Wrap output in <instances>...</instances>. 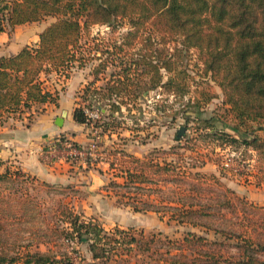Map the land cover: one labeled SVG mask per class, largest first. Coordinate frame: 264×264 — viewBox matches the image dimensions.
Segmentation results:
<instances>
[{"label": "trees", "instance_id": "trees-1", "mask_svg": "<svg viewBox=\"0 0 264 264\" xmlns=\"http://www.w3.org/2000/svg\"><path fill=\"white\" fill-rule=\"evenodd\" d=\"M49 18L55 21L41 34L36 47L27 46L14 57L0 59V119L27 115L31 121L34 106L56 101L57 92L46 90L42 75L64 74L68 79L75 70L89 68L94 80L83 90L74 120L87 125L83 105L92 109V98L99 95L108 98L109 104L104 105L106 113L100 112V120L95 124L101 127L102 135L118 133L125 127L122 109L128 104L119 100L122 93L132 102L145 91L171 87L174 76L164 83V72L173 73L177 64L173 58L180 61L184 49H193L202 59L206 73H211L213 79L220 77L218 86L225 97L223 103L237 123L230 127L240 138L226 132L229 124L223 122L226 118L223 116L217 121L195 117L198 126L188 136L176 140L189 145L203 139L208 145L214 144V149H243L244 155L252 152L256 159L264 161V137L249 138L255 132L254 125L264 123V0H0V33ZM119 20L127 21L135 32H129L122 44L113 42L111 48L99 44L91 47L92 27L111 26ZM148 23L161 26L158 31L162 42L172 39L182 48L175 46L174 52L168 54L165 47L154 49L150 37L141 39L145 51L139 49L137 57L130 55L126 63L121 59V72L112 74L103 87H98L96 82L115 63L114 58L126 46L133 45L139 31L147 30ZM94 51L100 56L94 55ZM124 54L127 55L126 51ZM137 90L139 94H135ZM185 120L191 121L188 117ZM189 149L187 146V152ZM191 153L196 155L181 156L180 162L185 164L181 165L177 159L160 162L157 158L161 152L138 159L118 148L114 155L120 156L111 163L113 176L108 190L120 205L136 213L153 212L160 219L167 218L169 222L200 229L206 234L212 232L225 241H239V260L233 264H264V207L237 197L222 181L225 177L222 172L219 176H207L196 171L207 163L219 162L200 152ZM249 161H253L248 166L253 168L250 177L254 185L264 186L263 175L254 170L255 160ZM117 177L124 182H117ZM163 177H169L170 181H161ZM1 178L36 182L10 168L0 172ZM169 192L172 194L166 195ZM224 209L230 213L229 217L221 218L213 213H222ZM56 212L59 223L49 226L50 231L67 244L86 245L94 261L105 259L118 247L130 252L140 241L148 242L143 231L117 227L106 231L97 219L75 214L63 203ZM3 229L0 225V231ZM41 238L10 249L18 251L16 257L0 251V264H72L66 249L58 254L50 247L51 240ZM219 243L188 232L178 250H195L201 246L202 250L192 253L199 257L195 263L210 264L208 261L216 256L203 248ZM41 246L46 250L41 251ZM176 258L179 257H173Z\"/></svg>", "mask_w": 264, "mask_h": 264}, {"label": "rangeland", "instance_id": "rangeland-1", "mask_svg": "<svg viewBox=\"0 0 264 264\" xmlns=\"http://www.w3.org/2000/svg\"><path fill=\"white\" fill-rule=\"evenodd\" d=\"M152 25L148 23L146 25L147 30L141 29L139 31L133 40V45L131 47L126 46L127 55L124 54V51L114 58L116 59L115 63L110 65L105 76L103 75L104 77L110 80L112 74L121 72V59L126 63L130 55L137 57L139 49L143 50L141 39L150 37L154 49L165 47L168 54L174 52L175 46L182 48V45H178L172 39L162 42L159 35L160 31H158L161 26ZM91 31V47L99 44L102 45V48H104V45L111 48L113 42L122 44L125 41V36H128L129 32H135V29L127 21L119 20L111 26H94ZM93 53L96 56H100V53L98 54L96 51ZM182 56L180 61L173 58L174 62H177L174 65V68L176 67L177 69L175 68L173 73L167 74L164 72V83L167 82L170 76H174L173 80L175 82L171 87L170 85L158 87L142 94H139V90H137L135 94H139V96L133 99L132 102L127 100L125 93H122V99L119 100H123L128 104L123 107L121 120L132 130L133 136L139 144L159 142L158 144L165 150L163 151L164 157L176 155L177 152V163L182 159L181 156L186 158L187 156L196 155V153H191V151L200 152L206 157L210 156L212 159L218 160L219 164L212 163L216 164L219 171L225 175V181L235 190V195L257 207H264V186L256 187L254 185L252 177H250L253 168L248 166L253 164V161L249 160H255L254 170L256 172L260 171L264 177V173H262L264 171V161L256 159L254 153L246 152L244 155L242 153L243 149L236 151L227 150L226 148L214 149V144L208 145V141L203 139L200 142L189 145L175 140L181 127L186 128L183 137L188 136L192 132V128L197 125L195 117L203 119L214 118L217 121L223 116H226L223 122L229 124L226 132L240 138V134L230 127L236 126L237 123L228 111V107L223 103L225 97L218 86L220 77L217 76L213 79L211 73H206L205 65L196 50L184 49ZM107 81L104 82V85ZM92 99L94 106L92 109L88 108V110L94 113H106L103 107L109 104V99L102 98L99 95ZM190 106L200 107L199 109L188 108ZM185 117L190 118L191 121L187 123ZM254 128L255 132L249 135V138H253V136L264 137V123L254 125ZM243 130L246 129L243 128ZM120 143L121 140H117L113 144L119 145ZM187 146L190 148L189 152L186 150ZM79 161L77 158L76 162ZM179 164L185 165L183 162ZM162 179L161 181L166 183L170 181L169 177H163ZM168 187H172V185L169 184ZM209 190L207 189V191ZM171 194L172 192H169L166 195ZM70 196H77L75 191L70 188L46 187L23 179L1 178L0 225L4 229L0 231V251L8 252L11 256L16 257V252L18 251H11L14 247L35 243L37 239L44 237L41 238L45 239L44 241L51 240L50 247L54 252L59 254L66 249L69 252L72 264H178L176 263L177 261L181 264H196L195 262H198L199 257H195L192 253L202 250L201 246H198L195 250H178L185 235L188 232H194L207 237L212 242H220L210 248H203L209 249L216 256L215 259L208 261V263L233 264L239 260V241H225L220 236H215L212 232L206 234L203 230L178 225L174 222H169L167 218L160 219L154 213H146V215H140L135 219L141 223L142 228L134 229L137 232L143 231L148 242H145L146 240L140 241L139 246L130 252H127V249L122 251L124 247H118V249L111 250L105 259L94 261L91 258V254L87 251L86 245L67 244L61 238H58V235L54 236L55 234L50 231L51 228L49 226L59 223L60 217H58V212L56 211L61 203L71 208L75 214H81L82 217L86 218L90 216L85 212L80 213L81 207L78 204L77 206L73 204V201H69L68 197ZM209 197L212 196L209 195ZM206 198L204 199L206 200ZM74 201L77 203V200ZM101 208L107 212L110 210V207L106 206ZM213 213L221 218L230 216L227 209H224L222 213H219V211H214ZM105 218L106 225H111L109 217L106 216ZM232 221L235 222V219H232ZM40 250L45 251L46 248L41 246ZM174 256L179 258L173 259Z\"/></svg>", "mask_w": 264, "mask_h": 264}, {"label": "crops", "instance_id": "crops-1", "mask_svg": "<svg viewBox=\"0 0 264 264\" xmlns=\"http://www.w3.org/2000/svg\"><path fill=\"white\" fill-rule=\"evenodd\" d=\"M53 22L54 19L49 18L45 22L28 23L0 33V59L14 57L27 46L36 47L41 34ZM104 76L96 82L98 87L104 86L107 79ZM41 80L47 91L57 92L56 101L34 106L31 121L27 115L22 118L9 116L0 119V172L10 168L21 171L42 186L74 190L77 196L68 197L69 201L81 207L80 213L85 212L90 215L88 218L97 219L106 231L116 227L122 230L142 228L141 223L135 219L146 213H136L129 207L120 205L118 198L108 190L113 176L112 162L103 160L94 167L87 168L83 158L71 156L65 146L58 143V140H68L84 150L91 143L88 126L74 120L80 96L88 83L94 80L90 69L75 70L65 81L55 73L42 75ZM124 126L118 133L107 134L104 137V144L109 146L121 140L118 145L120 150L138 159H145L153 152H161L157 158L160 162L164 159L168 161L177 159L175 154L164 157L165 150L161 148L159 142L139 144L132 130L125 124ZM176 138L178 137H175V140ZM77 158L79 162H76ZM116 158L118 157H113L112 160ZM196 171L207 176L220 174L214 163H207ZM115 179L119 183L124 182L123 178ZM225 180L224 177L222 181L234 190ZM74 200H77V203ZM104 206L110 207V210L103 211L101 207ZM106 216L111 222L109 226L105 223Z\"/></svg>", "mask_w": 264, "mask_h": 264}, {"label": "built area", "instance_id": "built-area-1", "mask_svg": "<svg viewBox=\"0 0 264 264\" xmlns=\"http://www.w3.org/2000/svg\"><path fill=\"white\" fill-rule=\"evenodd\" d=\"M58 76V75H57ZM59 77V76H58ZM60 79L62 81H65L67 78L64 76H60ZM84 111L88 116V130H89V136L91 139V143L88 146L87 149H80L75 144L71 143L68 140H58V143L61 145H64L67 152L71 156H77L84 159L86 167L91 168L94 167L98 162L100 161H110L113 157H119V154L114 155V152L119 148L116 144H110L109 146H106L104 144V137L107 134L102 135V129L95 123L100 120V113L99 112H92L88 110V107L84 105ZM112 157V158H111ZM228 166V164H226Z\"/></svg>", "mask_w": 264, "mask_h": 264}, {"label": "water", "instance_id": "water-1", "mask_svg": "<svg viewBox=\"0 0 264 264\" xmlns=\"http://www.w3.org/2000/svg\"><path fill=\"white\" fill-rule=\"evenodd\" d=\"M102 111H103V110H102ZM185 130H186L185 127H181V128L179 129V131H178V135H177V137H178V138L183 137V135H184V133H185Z\"/></svg>", "mask_w": 264, "mask_h": 264}]
</instances>
